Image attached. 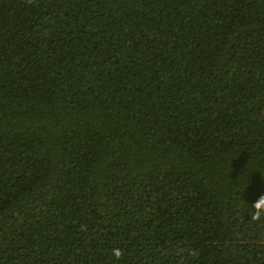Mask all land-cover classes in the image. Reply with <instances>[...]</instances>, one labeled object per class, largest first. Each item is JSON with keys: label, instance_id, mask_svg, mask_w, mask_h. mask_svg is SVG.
I'll list each match as a JSON object with an SVG mask.
<instances>
[{"label": "trees", "instance_id": "trees-1", "mask_svg": "<svg viewBox=\"0 0 264 264\" xmlns=\"http://www.w3.org/2000/svg\"><path fill=\"white\" fill-rule=\"evenodd\" d=\"M260 197L264 0H0V264H264Z\"/></svg>", "mask_w": 264, "mask_h": 264}, {"label": "clouds", "instance_id": "clouds-1", "mask_svg": "<svg viewBox=\"0 0 264 264\" xmlns=\"http://www.w3.org/2000/svg\"><path fill=\"white\" fill-rule=\"evenodd\" d=\"M253 207L256 209V214L253 217L254 219H258L261 215L260 210L264 209V197H260L254 204ZM115 255L117 257H120L121 252L119 250H116Z\"/></svg>", "mask_w": 264, "mask_h": 264}]
</instances>
